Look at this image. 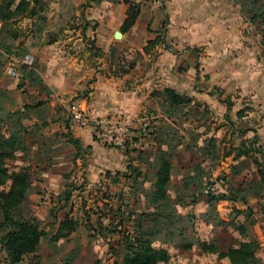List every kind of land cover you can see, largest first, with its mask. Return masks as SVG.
I'll return each instance as SVG.
<instances>
[{
	"label": "rangeland",
	"instance_id": "374dc122",
	"mask_svg": "<svg viewBox=\"0 0 264 264\" xmlns=\"http://www.w3.org/2000/svg\"><path fill=\"white\" fill-rule=\"evenodd\" d=\"M31 1L36 16L14 17L3 28L0 21V131L7 128L4 119L8 120L9 112L19 109H24V114L31 119L39 118L46 123L30 148L23 153L17 152L7 162L17 169L30 168L33 182L30 208L34 216L39 207V201L34 202L36 194L40 199L46 193L51 195L52 202L46 207L47 211L42 207L45 208L42 216L48 218L52 216L50 211L64 201L63 207H66L68 197L75 193L71 200L77 199L79 204L73 217L81 223L80 230L89 243L86 253L80 249L71 253L73 258L76 257V264H91L98 255H102L105 264H119L124 253L123 238L128 230H133L132 224L141 220L144 229L150 228L151 213L155 210L149 199L152 180L142 176V181L137 182L128 176L141 167L145 176L148 172L152 177L159 165L157 158L166 154L173 164L169 190L181 218L176 222L181 230L174 231L177 239H188L195 245L191 249L169 245L171 260L162 264L216 263L217 255L203 251L197 241L198 238L215 240L223 248L238 241V229L226 222L231 216L240 217L238 222L248 217L251 235L260 238L263 247L264 183L260 180L258 166L252 163L255 154L250 152L242 156L241 162L233 157L235 147L245 150L254 144L258 151H264V0H196L192 2L194 6L186 21L189 23L187 32L180 29V10H174L166 15V28L164 25L159 30L162 40L147 39V34L153 31L150 27L146 29L147 19L142 18L136 28L128 29L130 32L125 39L124 32L128 30L123 31L120 27L122 35L115 37V45L106 55L104 52L99 54L105 57V69L116 76L148 74L151 81L146 92L150 94V103L137 116L140 120L138 126L131 129L134 131L132 138L125 139L128 148L123 149L122 154L126 162L117 165L121 171L112 168L110 176L101 178L104 173L98 174L94 181L97 185L82 198L80 193L90 181L87 168L92 149L76 146L75 141L80 138L71 128L77 123L71 108L74 100L70 99L68 107L62 105L56 112L47 86L38 85L37 76H41L46 68L40 61V52L45 45L59 43L67 51L77 34L79 38L83 37L81 42H87L88 38V43L95 41L92 35L79 32L86 23L88 27L95 25L82 15L94 1ZM139 1L143 6L152 0ZM256 14L259 15L252 19ZM165 46L166 73H160L159 48ZM27 54L33 56L29 64L22 61ZM11 58L23 64L17 77L5 71ZM32 69L37 71L33 83L29 78ZM163 77L166 80L163 81ZM166 87L174 88L190 100L178 105L172 103L165 92ZM26 105L31 108L26 109ZM60 121L67 125V130L59 128ZM94 136L101 140L97 134ZM107 146L119 148L114 144ZM256 156L264 161L260 155ZM233 167L238 173H232ZM53 171L61 172V178L57 177L61 186L58 180L51 183L49 175ZM194 172L195 178L188 177ZM198 173L201 180L196 177ZM45 180L56 185V189L50 185L43 187ZM236 188H241L237 192L239 195H260L259 198H246L253 209L246 207L245 214H237L233 209L243 208L240 202L209 201V190L218 196L217 193ZM194 200L198 201L195 205L192 204ZM153 233L156 239L162 236L154 230ZM49 237L50 233L45 231L40 246L42 264H58L60 260L56 253L61 248ZM154 244L161 245L159 241ZM259 258L260 264H264V248L259 251ZM220 263H229V260ZM0 264H8L1 243Z\"/></svg>",
	"mask_w": 264,
	"mask_h": 264
},
{
	"label": "trees",
	"instance_id": "16d2710c",
	"mask_svg": "<svg viewBox=\"0 0 264 264\" xmlns=\"http://www.w3.org/2000/svg\"><path fill=\"white\" fill-rule=\"evenodd\" d=\"M93 1L101 2L102 0H90L89 2L91 3ZM124 1L129 4L127 18L122 25V30L126 31L136 23L143 3L136 0ZM25 14L36 16L37 11L33 5V1L0 0V21L3 23L2 28L6 25L5 23L7 21ZM82 15L84 17L85 13L83 12ZM258 15L252 16V19H255ZM40 19L42 20V17ZM164 22L166 23V21ZM86 27H88L87 23L85 24V29ZM160 35L155 39L162 40L163 37ZM22 65H20V72ZM30 73L31 76L29 78L32 82L37 71L32 69ZM37 77L39 80L37 82L39 83L38 85H45L41 76ZM32 83L30 84L32 85ZM165 92L170 97V101L177 105L190 100V98L184 97L180 92H177L171 87H166ZM25 108H31V106L26 105ZM24 111V109H19L9 112L7 115L9 122L4 119L7 128L5 131H0V243L6 252L8 264H42L40 246L45 235V230L42 228L39 219L31 213L30 193L33 184L32 172L27 166H22L20 169H17L16 167L10 166L7 162L17 152H26L30 148L32 140L46 126V123L42 122L39 118L33 120L28 114L25 115ZM75 143L76 146L82 147L79 141H75ZM234 151L235 155L233 159L237 161L250 152L255 154L252 163L258 166L260 180L264 183V161H261L256 156L260 155L264 159V151H258L254 144L251 149L244 150L241 147H235ZM230 155L231 153L228 154V156ZM157 163L159 165L156 166L152 177H150L148 172L145 173V176L141 167L135 168L134 174L128 176L131 178L134 177V180L137 182L142 181V176L145 178L148 177V180H152L149 199L155 210L151 213L153 218L150 228L144 229L143 221L139 220L137 223L132 224L133 230H128L125 234L126 236L122 242L124 253L119 264L169 263L171 260L169 245L173 244L182 249H191L195 245L194 241L177 239L178 235L174 231L181 230L176 225V222L181 218L176 213V208L174 207L176 203H174V199L169 190L173 168L171 158L167 154L166 156L160 155L157 158ZM233 168H231L232 173H238ZM188 177L195 178V172L188 174ZM196 177H199L201 180L199 173ZM213 183L211 182V184ZM239 191H241V188H236L234 191L228 190L227 192L217 193L218 196H215V193L213 194L209 190L207 195L210 202L220 200L241 202L247 205V209L252 206H248L246 198L249 196L259 198L260 196L259 194L252 193L247 197L246 195H239L237 193ZM197 202V200H194L192 204L195 205ZM210 202H208L209 205ZM233 209H235L237 214L246 213V208L236 207ZM219 215L221 216V214ZM230 218L229 221H226L227 225H233L235 230L238 229L237 231L240 236L238 241L229 245L227 248H223L215 240L210 242L206 239L198 238L197 245L203 251L217 255V262L214 264H260L259 251L262 248V241L256 235L254 237L251 235L247 225L248 217L241 222H238L240 217L232 218L231 216ZM77 224L78 222L76 220L67 216L61 222L60 227L61 229L70 231ZM153 230L158 234H162L160 239L154 237ZM155 241H159L161 245L156 246L154 244ZM224 259H228L229 263H220ZM60 264H74V258L72 256L65 257ZM94 264L105 263L103 260L98 259Z\"/></svg>",
	"mask_w": 264,
	"mask_h": 264
},
{
	"label": "crops",
	"instance_id": "0c3cea01",
	"mask_svg": "<svg viewBox=\"0 0 264 264\" xmlns=\"http://www.w3.org/2000/svg\"><path fill=\"white\" fill-rule=\"evenodd\" d=\"M117 1L118 3H115L116 0L93 2L89 9L84 11V18L92 20L95 25L86 27V29L84 26V28L82 27L79 29V32L92 35L95 41L88 43V38L87 42H81L83 37L79 38V34H77L73 36L74 40L71 42L70 46L67 47V51L62 48L59 43L42 47L40 61L42 62V66H46V68L41 72V78L47 86L50 96H52L51 103L56 112L62 108V105L68 107L67 102L70 101V99L74 100L73 102H83L94 119L115 116H124L132 119L133 125L130 131L133 136L134 131L131 129L137 127L139 123L138 120H140L137 116H139L150 103V94L146 92V87L149 86V81L151 80L148 74L146 76L124 77L116 76L105 69L107 64L103 62L105 57L100 56L99 52H104L106 55L110 47L115 45L114 39L116 37V32L119 31L127 18V10L129 7V4L124 0ZM192 2L194 3L196 0H152L149 4L142 6L141 13L134 24V28L137 27L136 25L141 22L142 18L144 20L147 19L146 29L148 30L150 27L153 30L147 34V39H154L160 35L161 32H159V30L161 26L165 25L166 28V24H164L166 15L168 13H174V10H180L179 17L181 18V24L179 25L182 26L180 29L187 32L189 23L186 21L191 15L190 11L194 6ZM129 32L130 30L126 31V33L124 32V39ZM81 46L82 49L79 48ZM92 51H94L95 54H92ZM143 53L145 54V51H143ZM159 53L161 54L160 60L162 62L159 63L161 64L160 73H166V46L160 47ZM137 77L140 78L138 79ZM162 80H166V77H163ZM181 83L183 82L181 81ZM44 94L47 97L48 94L46 92H44ZM59 125V128H63V130L68 129L67 125L62 124V121H60ZM71 128L75 130V133H77L80 138V140L77 139V141H80V143L82 142V146H89L91 147L90 149H92V157L89 159L91 161L87 168L90 181L84 185V191L80 193V197L82 198L83 194H90L92 192V186L97 185L94 181L99 177L98 174L104 173V175L100 176L101 178L107 175L110 176L111 173H113L111 172L112 168L121 171L117 165L124 161L126 162V157L122 154L126 145L116 146L120 149L108 148L105 142L95 138L94 132L90 127L80 126L76 123V125H72ZM100 167H102L101 170ZM60 173L59 171L50 173L49 177L52 184H55L58 180V184L60 185ZM52 180H54V182H52ZM48 181L49 180H45L43 187L48 188L52 186L56 189V185H50ZM74 194L68 197L69 200L66 207H63L66 201L62 204H57L58 207L55 209L53 208L54 210H51L52 212L50 211L52 216L48 218H45V216L43 217L42 214L45 212V208L51 205L52 201L40 205V195L36 194L34 196V202L39 201V207L36 209L35 215L41 222L42 228L50 233L49 240L51 239L61 248V250L58 251L59 254L58 252L56 253L60 260L58 264H60L66 256H71L72 252L78 251L79 249L81 252L86 253L89 247L85 235L80 230L81 223L78 222L76 217H73L75 208H77L79 204L77 199L74 200L75 202L71 200L73 196L75 197ZM241 204L243 208L247 207L246 204ZM250 205L253 207L252 204ZM42 207L45 208L42 209ZM67 208L69 209L67 210ZM67 216L78 222L76 227L70 231L61 229L60 227L61 222ZM53 226L55 227V231H53ZM101 239L103 238L101 237ZM62 248H65V250L62 251ZM262 248H264V245ZM54 253L55 252H53V254ZM96 257L91 264H94L98 259L102 260V255ZM75 258L74 264H76Z\"/></svg>",
	"mask_w": 264,
	"mask_h": 264
},
{
	"label": "built area",
	"instance_id": "2783aa9c",
	"mask_svg": "<svg viewBox=\"0 0 264 264\" xmlns=\"http://www.w3.org/2000/svg\"><path fill=\"white\" fill-rule=\"evenodd\" d=\"M33 56L27 54L22 59L23 63H31ZM21 61L11 58L6 64L5 71L8 75L17 77L20 74ZM80 126H88L99 138L106 144H114L115 146H125V139L132 138L130 128L133 120L124 116L107 117L103 119H94L88 108L83 102H73L71 106ZM43 199V200H42ZM41 199V203L51 201V195L46 193Z\"/></svg>",
	"mask_w": 264,
	"mask_h": 264
},
{
	"label": "water",
	"instance_id": "95a60500",
	"mask_svg": "<svg viewBox=\"0 0 264 264\" xmlns=\"http://www.w3.org/2000/svg\"><path fill=\"white\" fill-rule=\"evenodd\" d=\"M121 35H122V32H121V31H117V32H116V36H117V37H119V36H121Z\"/></svg>",
	"mask_w": 264,
	"mask_h": 264
}]
</instances>
